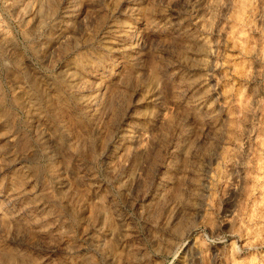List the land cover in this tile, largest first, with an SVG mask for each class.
Returning <instances> with one entry per match:
<instances>
[{
  "label": "rangeland",
  "instance_id": "374dc122",
  "mask_svg": "<svg viewBox=\"0 0 264 264\" xmlns=\"http://www.w3.org/2000/svg\"><path fill=\"white\" fill-rule=\"evenodd\" d=\"M0 264H264V0H0Z\"/></svg>",
  "mask_w": 264,
  "mask_h": 264
},
{
  "label": "bare ground",
  "instance_id": "6f19581e",
  "mask_svg": "<svg viewBox=\"0 0 264 264\" xmlns=\"http://www.w3.org/2000/svg\"><path fill=\"white\" fill-rule=\"evenodd\" d=\"M57 15H58V14H57ZM57 15H56V16H57ZM137 29H138V27H135L134 30H133V32H132L133 35H135V36L138 35V30H137ZM65 31H66V30H65ZM40 38H41V37H40ZM67 45H68V44H67ZM92 74H93V73H92ZM88 76H89V75H88ZM111 151H112V150H111ZM29 153H30V152H29ZM18 160H19V159H18ZM3 192H4V191H3ZM193 230H194V229H193ZM44 235H45V234H44ZM1 237H2V236H1ZM218 241H219V240H218ZM47 259H48V258H47Z\"/></svg>",
  "mask_w": 264,
  "mask_h": 264
}]
</instances>
